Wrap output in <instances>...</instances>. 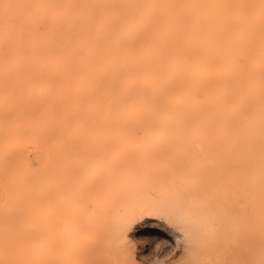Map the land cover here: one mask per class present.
Instances as JSON below:
<instances>
[{
    "label": "bare ground",
    "instance_id": "obj_1",
    "mask_svg": "<svg viewBox=\"0 0 264 264\" xmlns=\"http://www.w3.org/2000/svg\"><path fill=\"white\" fill-rule=\"evenodd\" d=\"M264 264V0H0V264Z\"/></svg>",
    "mask_w": 264,
    "mask_h": 264
},
{
    "label": "snow or ice",
    "instance_id": "obj_2",
    "mask_svg": "<svg viewBox=\"0 0 264 264\" xmlns=\"http://www.w3.org/2000/svg\"><path fill=\"white\" fill-rule=\"evenodd\" d=\"M165 264H167V262L165 261Z\"/></svg>",
    "mask_w": 264,
    "mask_h": 264
}]
</instances>
